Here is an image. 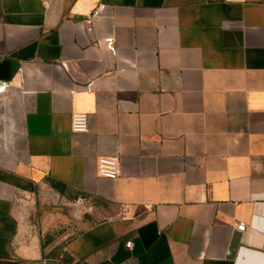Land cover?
<instances>
[{
	"label": "crops",
	"instance_id": "0c3cea01",
	"mask_svg": "<svg viewBox=\"0 0 264 264\" xmlns=\"http://www.w3.org/2000/svg\"><path fill=\"white\" fill-rule=\"evenodd\" d=\"M2 85L0 264H264V0H0Z\"/></svg>",
	"mask_w": 264,
	"mask_h": 264
},
{
	"label": "built area",
	"instance_id": "2783aa9c",
	"mask_svg": "<svg viewBox=\"0 0 264 264\" xmlns=\"http://www.w3.org/2000/svg\"><path fill=\"white\" fill-rule=\"evenodd\" d=\"M93 14H96L94 12ZM87 23H89V20H87ZM8 91L7 85H2L0 87V93H6ZM0 99V106L3 105V101ZM87 121L88 117L85 113H73L71 115V131L73 133H80L87 131ZM96 173L101 178H106L113 180L117 178L119 172H118V159L115 157H98L96 159ZM245 225L243 223H239L237 225L238 231H243ZM127 245L129 243L127 242Z\"/></svg>",
	"mask_w": 264,
	"mask_h": 264
},
{
	"label": "rangeland",
	"instance_id": "374dc122",
	"mask_svg": "<svg viewBox=\"0 0 264 264\" xmlns=\"http://www.w3.org/2000/svg\"><path fill=\"white\" fill-rule=\"evenodd\" d=\"M6 115H0V124H8V120L6 121ZM71 198H77L76 195H69ZM100 206V203H99ZM100 216V214L98 215ZM49 218V217H48ZM90 220V219H89ZM89 222V221H85ZM56 226L54 227L52 232H44L41 237V241L46 243L52 240L55 247L60 248L64 243L65 239L73 235L81 224L67 223L65 220L60 219L56 222ZM48 228H49V220H48Z\"/></svg>",
	"mask_w": 264,
	"mask_h": 264
}]
</instances>
